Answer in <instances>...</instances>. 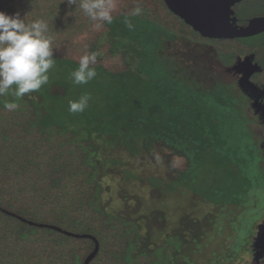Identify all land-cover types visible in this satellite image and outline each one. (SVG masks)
<instances>
[{"label":"rangeland","instance_id":"rangeland-1","mask_svg":"<svg viewBox=\"0 0 264 264\" xmlns=\"http://www.w3.org/2000/svg\"><path fill=\"white\" fill-rule=\"evenodd\" d=\"M152 36L158 44L142 63L154 81L137 68L129 76L99 69L88 84L74 86L69 74L77 66L55 62L39 91L42 104L59 128L79 131L85 123L90 130L106 211L139 226L128 259L150 252L160 264H264L251 245L264 219V148L262 120L252 118L240 87L237 65L245 56L228 68L209 43ZM60 78L68 90L56 97L51 80ZM84 93L91 95L88 108L70 113L68 101ZM25 96L40 101L37 92ZM125 105L129 117L120 112ZM172 153L187 155L189 168L183 158L175 166Z\"/></svg>","mask_w":264,"mask_h":264},{"label":"trees","instance_id":"trees-1","mask_svg":"<svg viewBox=\"0 0 264 264\" xmlns=\"http://www.w3.org/2000/svg\"><path fill=\"white\" fill-rule=\"evenodd\" d=\"M114 3L111 24L90 20L78 5H69L67 0H0V11L18 13L28 23L45 20L55 62L78 67L81 55L96 52L93 67L115 76H129L137 68L142 79L154 81L142 58L155 42L158 44L152 36L157 33L206 41L224 63L234 55L254 52L264 66V32L232 39L205 38L171 12L164 0ZM137 6L142 13L131 16ZM232 8L237 24L245 25L250 18L264 15V0H241ZM130 45L139 53H134ZM60 79L51 80L50 89L59 91L56 97H63L68 90L67 79ZM37 95L40 101L36 105L26 96L13 100L12 96L0 97V264H84L95 246L93 239L76 236L84 234L93 236L99 244L88 264H160L150 252L128 259V248L135 244L139 226L125 224L122 215L106 211L100 182L102 165L95 157L97 147L90 139V130L85 123L79 131L59 128L57 124L62 122L54 121L42 104L41 92ZM13 101L19 107L7 110L5 102ZM125 107L121 106L120 112L129 117L130 107ZM102 115L95 116L97 122ZM129 119L135 122L139 117ZM168 132L161 134L174 133ZM178 145L182 146L180 141ZM172 155L175 166L183 158L184 170L189 168L187 155Z\"/></svg>","mask_w":264,"mask_h":264},{"label":"clouds","instance_id":"clouds-1","mask_svg":"<svg viewBox=\"0 0 264 264\" xmlns=\"http://www.w3.org/2000/svg\"><path fill=\"white\" fill-rule=\"evenodd\" d=\"M69 5H78L83 14L92 21L111 24L114 0H67ZM142 8L137 6L131 16H138ZM97 26H100L99 24ZM129 28L132 27L128 23ZM49 24L43 19L30 23L18 13L7 14L0 11V97L23 98L26 94L39 92L49 83V72L55 67ZM96 52H85L80 56L78 67L70 72L72 85L88 84L97 76ZM91 95L81 94L78 99L68 101V111L72 114L83 113L89 106ZM4 107L15 110L17 103L5 102Z\"/></svg>","mask_w":264,"mask_h":264},{"label":"water","instance_id":"water-1","mask_svg":"<svg viewBox=\"0 0 264 264\" xmlns=\"http://www.w3.org/2000/svg\"><path fill=\"white\" fill-rule=\"evenodd\" d=\"M239 1L241 0H164L171 12L205 38L232 39L264 32V15L250 18L245 25L237 24L232 6ZM50 227L62 231L57 227ZM76 236L89 237L95 243L94 249L84 260V264H88L96 255L99 244L93 236L87 234Z\"/></svg>","mask_w":264,"mask_h":264},{"label":"flooded vegetation","instance_id":"flooded-vegetation-1","mask_svg":"<svg viewBox=\"0 0 264 264\" xmlns=\"http://www.w3.org/2000/svg\"><path fill=\"white\" fill-rule=\"evenodd\" d=\"M236 19L238 18L236 17ZM192 42L207 43L206 41H192ZM212 49L216 53V56H218L213 46ZM242 56L243 57L245 56V59L237 65V68L242 72L241 77L239 78L240 87L243 89V91H245L244 93H246V95H248V97L251 99L249 108L250 109L252 108L253 110V111L251 110L253 112L252 118L254 117V119L256 120L260 118L262 120L261 136H260L261 137L260 151H262V149L264 148V66L256 59L254 52L244 55H234L232 60L238 59ZM231 61L229 63H224L223 61L220 60L222 65L228 68H230L229 64L231 63ZM262 160H264L263 156H262ZM251 245L255 250L253 253L256 255V258L258 260L264 261V219L258 225L257 233L253 237Z\"/></svg>","mask_w":264,"mask_h":264}]
</instances>
